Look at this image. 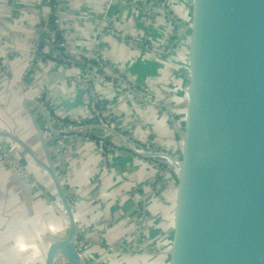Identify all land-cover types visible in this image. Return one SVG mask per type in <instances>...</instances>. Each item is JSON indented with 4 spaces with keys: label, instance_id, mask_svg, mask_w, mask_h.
Instances as JSON below:
<instances>
[{
    "label": "water",
    "instance_id": "obj_1",
    "mask_svg": "<svg viewBox=\"0 0 264 264\" xmlns=\"http://www.w3.org/2000/svg\"><path fill=\"white\" fill-rule=\"evenodd\" d=\"M131 1L115 105L132 127L124 133L113 120L108 164L117 175L121 162L150 174L129 193L135 232L99 264H264V0ZM48 107L50 131L64 134ZM0 136L50 175L68 218L43 264H88L51 154L44 159L12 131Z\"/></svg>",
    "mask_w": 264,
    "mask_h": 264
},
{
    "label": "crops",
    "instance_id": "obj_2",
    "mask_svg": "<svg viewBox=\"0 0 264 264\" xmlns=\"http://www.w3.org/2000/svg\"><path fill=\"white\" fill-rule=\"evenodd\" d=\"M59 2L57 24L71 55L66 59L49 45L36 52L37 42L46 34L42 26L53 14L49 0H0V129L17 133L44 159L51 145L54 159L58 148L42 107L49 106L60 118L52 119L51 125L66 131L63 179L73 203L77 246L88 264H99L103 252L135 232L125 217L132 209L129 193L150 174L148 166L136 167L133 160L130 166L119 164L121 175L112 172L109 159L89 136L104 129L88 119L94 96L112 125L116 118L124 133L132 127L125 120L124 105L119 109L115 105L118 65L130 57L126 24L132 1ZM100 53L108 63L104 71L98 70L99 58L94 56ZM73 57L82 61L74 62ZM41 129L46 131L47 148ZM109 132L108 145L116 141ZM121 149L128 160L132 151L126 145ZM62 157L56 158V166L62 164ZM59 170L62 175L64 170ZM51 181L21 148L0 136V264H43L50 243L67 234L68 218L56 189L49 186Z\"/></svg>",
    "mask_w": 264,
    "mask_h": 264
},
{
    "label": "built area",
    "instance_id": "obj_3",
    "mask_svg": "<svg viewBox=\"0 0 264 264\" xmlns=\"http://www.w3.org/2000/svg\"><path fill=\"white\" fill-rule=\"evenodd\" d=\"M43 31H45L47 33L46 37L44 38L46 41H51L53 44L50 46L52 48V50H54V52L57 54V56L62 57L60 54V50L58 49V47L60 46V43H55V36H56V29H49L47 27H42ZM41 42V39H40ZM39 42H37L36 46L38 47ZM64 43L61 44V46H63ZM37 51V49H36ZM34 63V61L32 62ZM33 69V64L32 66L30 65L29 67V72L30 70ZM91 100V99H90ZM90 112H89V122H94V123H98L102 125V127L104 128L102 130L101 134H97L96 136L98 137L97 139V148L99 147V150L102 154H104L105 158L108 160L109 159V149H108V138L106 136L107 131L109 132V127L112 126V122L110 121L109 117L107 116L106 113H104L101 108H99V98L97 96H94L92 98V100L90 101ZM92 120V121H91ZM52 136V135H51ZM55 136H58V134H55ZM53 136L52 139L54 140V147H58L60 145L61 150L63 149V134L58 137ZM63 151V150H62ZM57 154H60V149L58 148ZM64 154V153H63ZM61 157L63 155H60ZM58 168V167H57ZM59 169V168H58ZM60 172V170H59ZM61 174V172H60Z\"/></svg>",
    "mask_w": 264,
    "mask_h": 264
},
{
    "label": "rangeland",
    "instance_id": "obj_4",
    "mask_svg": "<svg viewBox=\"0 0 264 264\" xmlns=\"http://www.w3.org/2000/svg\"><path fill=\"white\" fill-rule=\"evenodd\" d=\"M94 56H95V58L96 57H98L99 58V60H97V66H98V70H102V71H104V66H107L108 65V63H105L104 62V60H103V54L102 53H100V55L99 54H94ZM31 65V64H30ZM113 71H115V70H113ZM3 117H5V116H3ZM92 121V120H91ZM100 124H101V122H100ZM42 130V132H43V139H46V138H44V137H46V136H44L45 135V133L44 132H46L44 129H41ZM44 130V131H43ZM50 132V131H49ZM15 133V132H14ZM51 133V135L52 136H55V134H58V136H60V133H53V132H50ZM15 134H17V133H15ZM62 135V134H61ZM58 136H55V137H58ZM9 139V138H8ZM46 143H47V139H46ZM65 143V142H64ZM64 145V144H63ZM47 148V147H46ZM53 148V147H52ZM51 145H50V147L49 148H47V151H48V153L49 154H52L53 153V150L51 151ZM54 148H59L60 149V154H57L56 155V157L53 159V161H55V162H57V160H56V158H58V157H60V155H63V151L61 150V148H60V145L58 146V147H54ZM64 148V147H63ZM98 150H99V147H98ZM100 151V150H99ZM25 152V151H24ZM56 151H54V153H55ZM65 160L63 159V157H62V164H60V162H58V165H57V167L59 168V169H62V170H64V172L62 173V175H63V178L65 177V175H66V169L67 168H65V166H64V164H65V162H64ZM58 169V170H59ZM49 186L52 188V189H55V186H53V182L51 181V182H49ZM48 186V187H49ZM49 187V188H50Z\"/></svg>",
    "mask_w": 264,
    "mask_h": 264
},
{
    "label": "trees",
    "instance_id": "obj_5",
    "mask_svg": "<svg viewBox=\"0 0 264 264\" xmlns=\"http://www.w3.org/2000/svg\"><path fill=\"white\" fill-rule=\"evenodd\" d=\"M58 0H52L51 1V8H52V11H53V13H55L56 12V10H57V2ZM54 19H55V17H54V15H52V17H51V19H50V22H52L53 23V21H54ZM55 28V27H54ZM55 29H57V28H55ZM60 43V46L58 47V49L61 51V55L62 56H65V48H64V46H61V44L62 43H64V37H63V33H62V31L60 30H58L57 29V34H56V36H55V43ZM40 48L42 49V47H44V44L43 43H40ZM48 55H46V57H47ZM45 57V58H46ZM66 57V56H65ZM50 110V112H51V116H52V119H56V120H59L60 121V118L59 117H57L52 111H51V109H49ZM64 120V119H63ZM62 121V120H61ZM64 122H67V120H64ZM89 136H91L92 137V139L93 140H96V142H97V139H98V137L96 136V135H89Z\"/></svg>",
    "mask_w": 264,
    "mask_h": 264
},
{
    "label": "flooded vegetation",
    "instance_id": "obj_6",
    "mask_svg": "<svg viewBox=\"0 0 264 264\" xmlns=\"http://www.w3.org/2000/svg\"><path fill=\"white\" fill-rule=\"evenodd\" d=\"M50 1V3H51V1L52 0H49ZM58 3H57V10H56V12L55 13H53L52 15H54V17H55V19H54V21H53V23L52 22H48L46 25L44 24L42 27H47V28H49V29H55V28H57L59 31L61 30L62 31V29L63 28H61V26H60V28H59V26H58V14H57V12H58V7H59V4H60V2H59V0L57 1ZM53 12V11H52ZM55 27V28H54ZM57 29H56V34H57ZM43 32H45V31H43ZM46 33V32H45ZM46 35H47V33L45 34V35H42V37H41V42L40 41H38L39 42V44H38V47L36 46V49H37V51L36 52H41V48H40V43H43L44 44V47H46V46H51L53 43L51 42V41H46L44 38L46 37ZM99 108H101V106H100V101H99ZM89 112H90V110H89ZM9 140H11V141H13L12 139H9ZM13 143H14V145H17V143L16 142H14L13 141ZM18 146V145H17ZM61 176V179H62V181H63V183H64V179H63V177H62V175H60ZM65 186V185H64ZM66 189V188H65ZM66 191H67V189H66ZM67 193H68V191H67ZM68 196H69V194H68ZM70 198V197H69ZM61 201V200H60ZM62 203V202H61ZM63 206V205H62Z\"/></svg>",
    "mask_w": 264,
    "mask_h": 264
}]
</instances>
